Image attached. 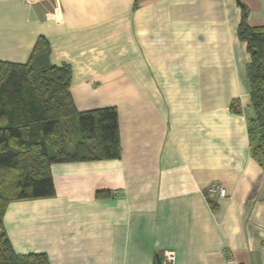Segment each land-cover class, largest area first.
Listing matches in <instances>:
<instances>
[{
  "label": "crops",
  "instance_id": "obj_1",
  "mask_svg": "<svg viewBox=\"0 0 264 264\" xmlns=\"http://www.w3.org/2000/svg\"><path fill=\"white\" fill-rule=\"evenodd\" d=\"M241 2L263 27L264 0ZM241 18L238 0H0V62L27 63L46 38L51 64L72 68L77 109L115 107L121 142L119 159L54 164L55 196L8 206L17 254L264 264V156L252 152ZM213 183L227 197L211 199Z\"/></svg>",
  "mask_w": 264,
  "mask_h": 264
},
{
  "label": "trees",
  "instance_id": "obj_2",
  "mask_svg": "<svg viewBox=\"0 0 264 264\" xmlns=\"http://www.w3.org/2000/svg\"><path fill=\"white\" fill-rule=\"evenodd\" d=\"M238 2L242 8L238 33L250 55L246 77L253 114L249 130L256 142L252 152L262 157L264 26L251 27L248 7ZM50 56L49 42L40 37L27 63L0 62V264H50L45 254H17L3 219L13 202L55 196L54 164L121 156L117 109L80 112L71 93V66L53 65ZM233 106L239 111L238 103Z\"/></svg>",
  "mask_w": 264,
  "mask_h": 264
},
{
  "label": "built area",
  "instance_id": "obj_3",
  "mask_svg": "<svg viewBox=\"0 0 264 264\" xmlns=\"http://www.w3.org/2000/svg\"><path fill=\"white\" fill-rule=\"evenodd\" d=\"M208 195L211 199L215 197L225 198L227 197V192L220 183H213L209 188ZM165 258L167 261L171 262L175 259V253L167 252Z\"/></svg>",
  "mask_w": 264,
  "mask_h": 264
},
{
  "label": "water",
  "instance_id": "obj_4",
  "mask_svg": "<svg viewBox=\"0 0 264 264\" xmlns=\"http://www.w3.org/2000/svg\"><path fill=\"white\" fill-rule=\"evenodd\" d=\"M156 259H157V263L158 264H162L161 261H160V259H159V256L158 255L156 256Z\"/></svg>",
  "mask_w": 264,
  "mask_h": 264
},
{
  "label": "rangeland",
  "instance_id": "obj_5",
  "mask_svg": "<svg viewBox=\"0 0 264 264\" xmlns=\"http://www.w3.org/2000/svg\"><path fill=\"white\" fill-rule=\"evenodd\" d=\"M69 149L71 150L72 149V144L69 143Z\"/></svg>",
  "mask_w": 264,
  "mask_h": 264
}]
</instances>
